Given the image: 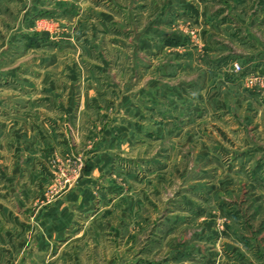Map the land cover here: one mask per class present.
<instances>
[{
  "label": "rangeland",
  "instance_id": "obj_1",
  "mask_svg": "<svg viewBox=\"0 0 264 264\" xmlns=\"http://www.w3.org/2000/svg\"><path fill=\"white\" fill-rule=\"evenodd\" d=\"M153 4L0 0V196L37 224L83 201L77 231L69 202L0 264H264V90L187 15L160 45Z\"/></svg>",
  "mask_w": 264,
  "mask_h": 264
},
{
  "label": "crops",
  "instance_id": "obj_2",
  "mask_svg": "<svg viewBox=\"0 0 264 264\" xmlns=\"http://www.w3.org/2000/svg\"><path fill=\"white\" fill-rule=\"evenodd\" d=\"M151 7L152 9L149 13L156 14V27H158V31L162 35L161 39H157L160 45L170 44L175 42V40L178 41L176 38L173 40V34H165L164 32L167 30L171 33L177 31L179 26H174V24L179 22L180 16L185 18L187 15V25L193 28L190 31L188 29L186 31L187 43L194 45V42L197 43L199 41L198 43L205 53L204 59L228 62L223 66L218 65L219 69L222 68L220 70L222 71L221 73H224L226 68L231 67L232 63H238L242 65L246 73L264 75V0H155V4ZM146 20L147 22L151 20L150 15ZM197 29L198 37L196 34L193 37L191 33L192 31L196 33ZM144 39H141V44H148L146 41L145 43L143 42ZM167 39L173 41L167 42ZM152 43L151 40L150 44ZM191 48L187 47V49L184 48L183 50H187L189 55H191V51H193ZM157 54V56H162L163 53L160 51ZM193 56H195L194 53ZM206 66L211 73L218 68L216 67L217 65L209 64ZM212 67H215V69ZM228 71H226V77L230 74ZM229 81H231L230 78L227 79V82ZM251 101L252 103L253 101L256 102V100ZM262 102L264 104V100ZM67 197L69 196H62L53 206L45 208L40 214L43 215L44 220L37 224L30 221L33 216L30 211H24L25 213L21 214L20 206H25L26 204L23 201V197L1 195L0 249L5 248L7 253L14 254V251L20 252L21 248L25 249V252L30 248L29 252H31L33 246H35L36 252H39L41 238L45 235L40 233L37 239L34 238L36 225L45 230L47 225L45 221L48 214L52 216L69 214V202L80 206H75L73 210L71 209L72 212L68 220L62 216V224L64 221L65 223H71L77 214L76 210H83V201L71 198V200L68 198V201L67 199L64 200ZM78 201H80V204ZM81 213L83 212L80 211V216ZM77 220L79 221L73 222L72 230L77 231V227L82 225L81 219ZM54 227H56V224ZM61 229L57 228V230ZM46 248H52V245L46 246ZM19 256H16L18 260H15V264L19 263Z\"/></svg>",
  "mask_w": 264,
  "mask_h": 264
},
{
  "label": "built area",
  "instance_id": "obj_3",
  "mask_svg": "<svg viewBox=\"0 0 264 264\" xmlns=\"http://www.w3.org/2000/svg\"><path fill=\"white\" fill-rule=\"evenodd\" d=\"M243 67L238 63L232 64V73L243 74ZM243 82L246 88L250 90L263 91L264 90V75L246 73L243 74Z\"/></svg>",
  "mask_w": 264,
  "mask_h": 264
}]
</instances>
